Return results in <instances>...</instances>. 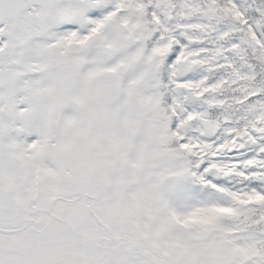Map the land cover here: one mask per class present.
Segmentation results:
<instances>
[{
  "label": "snow or ice",
  "instance_id": "snow-or-ice-1",
  "mask_svg": "<svg viewBox=\"0 0 264 264\" xmlns=\"http://www.w3.org/2000/svg\"><path fill=\"white\" fill-rule=\"evenodd\" d=\"M0 264H264V0H0Z\"/></svg>",
  "mask_w": 264,
  "mask_h": 264
}]
</instances>
